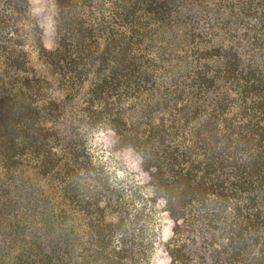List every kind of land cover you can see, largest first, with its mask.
Segmentation results:
<instances>
[{"label":"trees","instance_id":"obj_1","mask_svg":"<svg viewBox=\"0 0 264 264\" xmlns=\"http://www.w3.org/2000/svg\"><path fill=\"white\" fill-rule=\"evenodd\" d=\"M0 0V264H142L136 184L90 160L100 127L172 222L168 264H264V0Z\"/></svg>","mask_w":264,"mask_h":264},{"label":"rangeland","instance_id":"obj_2","mask_svg":"<svg viewBox=\"0 0 264 264\" xmlns=\"http://www.w3.org/2000/svg\"><path fill=\"white\" fill-rule=\"evenodd\" d=\"M32 12L38 17L43 44L47 49L54 46V0H29ZM115 136L110 129H95L88 138L87 152L91 162L101 169L112 182H125L141 187L140 197L135 194V205L143 206L151 218L152 248L142 264H168L165 245L171 234L172 222L166 214L161 200L155 197L147 183V176L140 167V160L129 149L114 146Z\"/></svg>","mask_w":264,"mask_h":264}]
</instances>
